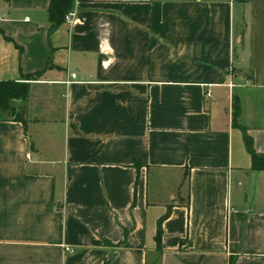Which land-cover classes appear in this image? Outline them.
Returning <instances> with one entry per match:
<instances>
[{
    "label": "crops",
    "instance_id": "obj_1",
    "mask_svg": "<svg viewBox=\"0 0 264 264\" xmlns=\"http://www.w3.org/2000/svg\"><path fill=\"white\" fill-rule=\"evenodd\" d=\"M49 3L0 0V264H264V0Z\"/></svg>",
    "mask_w": 264,
    "mask_h": 264
},
{
    "label": "trees",
    "instance_id": "obj_2",
    "mask_svg": "<svg viewBox=\"0 0 264 264\" xmlns=\"http://www.w3.org/2000/svg\"><path fill=\"white\" fill-rule=\"evenodd\" d=\"M73 8V0H50L48 6V19L50 22V28L48 33L52 32L63 21L65 14ZM50 65V61L47 67ZM42 71L25 74V80L30 77L40 76ZM30 84L28 81H19L13 79L0 80V119H13L23 123L26 122V99L29 94ZM232 121L233 125L241 128L243 132V139L247 151L251 155L252 169L261 170L264 169V153H256L253 149L252 140L247 135L243 126H240L238 118L240 113V105L238 98L236 97L232 104ZM170 208H167L164 214H162L157 220L156 233L154 240L156 247H161V235H162V223L164 219L169 215ZM232 264V263H230Z\"/></svg>",
    "mask_w": 264,
    "mask_h": 264
},
{
    "label": "rangeland",
    "instance_id": "obj_3",
    "mask_svg": "<svg viewBox=\"0 0 264 264\" xmlns=\"http://www.w3.org/2000/svg\"><path fill=\"white\" fill-rule=\"evenodd\" d=\"M37 105V104H36ZM56 110H57V112H59L58 110H59V108H58V106L56 105ZM37 114H39V111L37 112ZM44 122V120H43V118H42V116L40 117V121H38L37 123L40 125V123H43ZM27 128H28V133L30 134V135H32L33 136V138H34V132L36 131V130H34V127H33V122H28V125H27Z\"/></svg>",
    "mask_w": 264,
    "mask_h": 264
},
{
    "label": "built area",
    "instance_id": "obj_4",
    "mask_svg": "<svg viewBox=\"0 0 264 264\" xmlns=\"http://www.w3.org/2000/svg\"><path fill=\"white\" fill-rule=\"evenodd\" d=\"M74 15H75V11L70 10L68 13H66L65 20L71 21L73 19ZM75 76H76L75 73H71L72 78H75Z\"/></svg>",
    "mask_w": 264,
    "mask_h": 264
}]
</instances>
